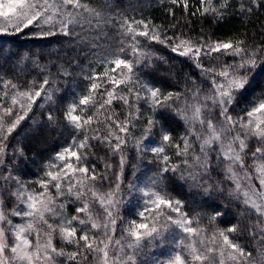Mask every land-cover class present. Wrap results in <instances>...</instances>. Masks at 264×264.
<instances>
[{
  "label": "snow or ice",
  "instance_id": "snow-or-ice-1",
  "mask_svg": "<svg viewBox=\"0 0 264 264\" xmlns=\"http://www.w3.org/2000/svg\"><path fill=\"white\" fill-rule=\"evenodd\" d=\"M119 3L0 0V264H88L89 257L93 264H264V40L212 30L233 17H258L264 0H166L175 21L168 29ZM192 17L202 21L195 37L175 31L181 20L190 27ZM18 36L65 50L24 49L3 39ZM156 45L195 71L181 68V76ZM29 63L36 70L32 80L5 78ZM157 72L171 73L168 90L158 86ZM69 89L73 99L58 117ZM114 103L128 108L123 119ZM27 120L32 127L20 138ZM178 121L185 130L176 140ZM57 128L70 129L72 141L45 163L35 181L39 190L29 189L13 174L26 157L23 140ZM97 145L106 147L102 172L92 159ZM129 150L137 163L130 164ZM117 157L118 165L111 162ZM142 168L152 172L143 182ZM105 181L108 190L101 191ZM12 184L8 196L16 203L6 210L3 190ZM170 185L186 190L194 207ZM132 199L136 218L129 219L123 211ZM232 209H239L235 223ZM245 217L251 249L241 242ZM57 235L64 247L54 243ZM154 248L166 251L149 256Z\"/></svg>",
  "mask_w": 264,
  "mask_h": 264
},
{
  "label": "trees",
  "instance_id": "trees-1",
  "mask_svg": "<svg viewBox=\"0 0 264 264\" xmlns=\"http://www.w3.org/2000/svg\"><path fill=\"white\" fill-rule=\"evenodd\" d=\"M85 2L90 3L93 7H101L106 2H110L113 5H115L116 0H85ZM191 3L195 4L196 0H190ZM129 5H132L133 7L137 8L138 10H141L143 13V16L145 19L151 20L154 25L161 26L164 29L170 28V25L172 23H175V21L172 20V17L168 15L167 12V6H166V0H164L163 3H161V0H120L119 7L121 10L128 9ZM128 14L131 16L133 15V12L131 10L128 11ZM177 17L179 18L181 16V11H177ZM192 23L190 27H184L185 21L181 20V23L179 27L175 30L177 32L184 31L185 33L191 32V34L195 37L201 28L202 21L199 17H192L190 18ZM203 27L205 29L209 28V25L207 23L203 24ZM213 31H215L217 36L225 37V36H232L237 33L244 35L246 34V38L249 42H260L261 40H264V10H261V13L258 17H252L250 20L241 21L237 19L236 17H233L229 23L224 24L220 28H213ZM5 41L9 39H14L15 44L18 47L27 49V48H35L38 46H43L47 51L55 52L57 48H60L61 55L64 53V48H61V46L57 43H53L52 45H48L45 41H39V40H32L25 36H19L15 38H3ZM106 39H109L110 37H106ZM103 43V39L100 41ZM9 45H6L8 47ZM107 47V45H105ZM154 50L157 52L158 55L166 56L172 60L174 63L175 71L179 73L181 76L183 73L180 72V69L183 68L184 73L195 71L194 69L189 68L186 64H182L181 61L183 58L180 57H174V55L168 50L164 49L163 46L156 45ZM78 51V49H77ZM71 56H75L76 52L73 51L70 53ZM81 60H83V56L80 57ZM11 68V65L8 66ZM164 66H161L163 68ZM56 69H52L53 74H55ZM98 71H103V68H98ZM15 73V75H13ZM36 75V70L33 68L31 63L27 64L25 67L24 65H20L17 68L12 69L9 71L8 75L5 77L6 79H14L16 82H24L32 80V78ZM197 76H199L198 73H196ZM171 76V73H165V72H157L156 73V79L161 81V83L158 86L164 87L166 90L170 86L174 84V79H169ZM42 79V77H41ZM82 88V86H81ZM183 88V83L181 82L179 88L177 90H181ZM261 89L255 88L253 90V95L257 94ZM72 89H69L65 92H63V95L65 97L64 100H62L58 105L59 111L57 112L58 117H62L63 115V109L66 106L67 103L71 102L73 99L72 95ZM252 95L246 97V101L251 100ZM244 105L242 103L240 105V108ZM113 110L117 112L120 115V118L123 119L124 116L128 113V108L122 105L121 103H114ZM40 109L36 108V114L39 116ZM92 112H96V108H92ZM104 110H101V112L97 113L98 119L100 121L104 120ZM97 125H94L96 127ZM32 125H28V131L24 134H21V132L18 134L20 138H23L26 134H29V131L31 129ZM99 127L106 132V129H104L103 124L99 125ZM175 131L173 133L174 138L176 140H179V136L181 133L185 130V125L183 121H178L177 124L173 125ZM39 131V135H29L28 139L23 140V145L25 149L26 157L23 158V163H17L15 165L14 169V175L19 176L24 181H33L34 179H37L40 177V174L43 172L45 163L54 156L56 152H59L62 150V147L68 146L71 141L72 137L68 135V132L70 129H62L57 128L54 131L50 130H37ZM139 135V133H137ZM93 144H96V141H93ZM130 151L131 155V161L130 164L137 163V160L135 158L136 154L134 151ZM94 155L92 157L93 161L96 163L97 168L102 172L104 170V164L103 161L100 158L105 157L106 155V147L105 145H97L93 149ZM114 164L119 163V158H115L111 161ZM140 172V180L143 182L148 176L152 175L151 171H148L146 169H141ZM4 171H7L5 168ZM131 173L132 168L129 166L127 168V179H131ZM215 179V174L214 177ZM28 179V180H27ZM111 179L115 180V177L112 176ZM0 184H3V181H0ZM13 185H10L9 187L5 188L4 191V201L6 210H10L14 204L16 203L15 200L12 198H9L8 193L12 190ZM108 190V182L105 181L103 184V188L101 191H107ZM170 190H172L173 195L180 196L187 207H194L192 205V198L189 195V193L185 191H181L178 187H175L174 185H170ZM197 199H200L197 197ZM136 203L135 199L131 200V203L128 204L127 207H125L124 211L125 213H128L133 208V204ZM68 212L72 214L74 212V206H69ZM128 211H127V210ZM123 211V213H124ZM233 212V223L236 222V219L238 218L239 209H232ZM208 221L205 218L203 221V224L207 225ZM119 228H122L123 225H118ZM249 226V220L247 217L242 219L240 221V227L245 229V238L242 239V243H247L248 247L251 249L252 244L247 240V228ZM160 255V254H159Z\"/></svg>",
  "mask_w": 264,
  "mask_h": 264
},
{
  "label": "rangeland",
  "instance_id": "rangeland-1",
  "mask_svg": "<svg viewBox=\"0 0 264 264\" xmlns=\"http://www.w3.org/2000/svg\"><path fill=\"white\" fill-rule=\"evenodd\" d=\"M19 37V36H18ZM26 37V36H25ZM9 38V37H8ZM119 72V70H117V73ZM245 106V103H244V105L241 107V108H243ZM38 108V107H37ZM241 108H238L236 111L237 112H239L240 111V109ZM28 125H32V121L31 120H27L26 122H24L23 123V126L19 129V132H18V134L21 132V134H24V133H26L29 129H28ZM13 144H15V141H13ZM253 146V148L255 147V144H253L252 145ZM249 162V164H251V160H249L248 161ZM57 163H59V162H57ZM44 170V169H43ZM142 171V170H141ZM43 175H44V172H42L41 174H40V177H38L37 179H34L33 181H27V184H28V187H29V189H35V190H39V186L35 183V181L36 180H38V179H41V178H43ZM133 177L131 176V179H132ZM28 180V179H27ZM113 180V179H112ZM141 181V180H140ZM26 182V181H25ZM142 182V181H141ZM15 185H13V187H14ZM53 192H54V189H53ZM13 200H15L14 198H12ZM136 201V200H135ZM130 204V203H129ZM128 206V204L125 206V207H127ZM133 208L131 209V210H133L132 212L131 211H129L128 213H125V211H124V213H123V215L126 217V218H129V219H131V218H136V211H137V202L136 203H134L133 205ZM69 208L70 207H68V209H67V211L69 210ZM97 209L100 211V213H101V215H102V209H99V205H97ZM127 210V209H126ZM128 211V210H127ZM68 214H70L69 212H68ZM15 220H16V222H20L19 221V219L18 218H14ZM119 225V224H118ZM204 225H206V224H204ZM119 226H118V232H119ZM32 239H33V242H35V235L33 234V236H32ZM54 243L57 245V247H64V245H63V243L60 241V239H59V236L57 235L56 236V238H55V240H54ZM66 250L67 251H72V250H74V248L72 247V246H68L67 248H66ZM163 251H166V249H161V248H154V249H152V251H151V253L149 254V256H152V255H155V256H159V254L161 255V253L163 252ZM88 264H93V262H92V260H91V257H89V261H88Z\"/></svg>",
  "mask_w": 264,
  "mask_h": 264
}]
</instances>
